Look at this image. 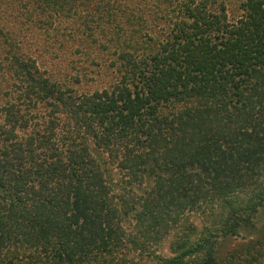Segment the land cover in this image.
<instances>
[{
	"label": "trees",
	"instance_id": "trees-1",
	"mask_svg": "<svg viewBox=\"0 0 264 264\" xmlns=\"http://www.w3.org/2000/svg\"><path fill=\"white\" fill-rule=\"evenodd\" d=\"M263 207L264 0H0V264H264Z\"/></svg>",
	"mask_w": 264,
	"mask_h": 264
},
{
	"label": "rangeland",
	"instance_id": "rangeland-1",
	"mask_svg": "<svg viewBox=\"0 0 264 264\" xmlns=\"http://www.w3.org/2000/svg\"><path fill=\"white\" fill-rule=\"evenodd\" d=\"M202 224L203 222L201 221V218L199 216L197 215L190 216L188 222L182 225L183 227H181V230H185V227H187L186 225H190L192 228H194V231L190 234V240H193L195 237H197L199 231L203 228ZM255 224L257 230L252 231L253 233L243 232L239 237L227 240L223 244V246H221V250L223 248V252H227L228 250H231L232 248L241 245V243L243 244L251 236H254L256 234L257 236H263L264 207L257 214L255 218ZM127 228L129 229V227ZM177 233L178 230L173 231L171 234L163 238L158 244L152 245L148 252H140V251L130 252L131 254H129L130 255L129 257L132 258L133 261L136 262V264H159V258H163V257L170 258L175 255V252L171 245V239Z\"/></svg>",
	"mask_w": 264,
	"mask_h": 264
}]
</instances>
